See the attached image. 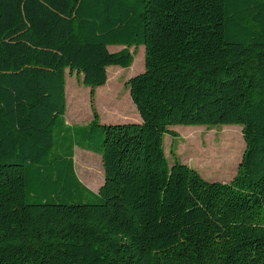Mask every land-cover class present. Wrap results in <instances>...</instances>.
Listing matches in <instances>:
<instances>
[{
  "label": "trees",
  "instance_id": "trees-1",
  "mask_svg": "<svg viewBox=\"0 0 264 264\" xmlns=\"http://www.w3.org/2000/svg\"><path fill=\"white\" fill-rule=\"evenodd\" d=\"M141 46V122L69 127L67 72L103 87ZM226 125L230 183L170 164L171 127ZM0 264H264V0H0Z\"/></svg>",
  "mask_w": 264,
  "mask_h": 264
},
{
  "label": "rangeland",
  "instance_id": "rangeland-1",
  "mask_svg": "<svg viewBox=\"0 0 264 264\" xmlns=\"http://www.w3.org/2000/svg\"><path fill=\"white\" fill-rule=\"evenodd\" d=\"M122 49L119 46L109 48L112 53ZM130 52L134 56L132 66L125 69L109 67L108 81L103 87H89L83 83L82 75L78 76L76 71L67 72L65 123L69 127L87 126L95 115L102 125L141 122L131 99L128 81L145 71V48H132ZM170 130L177 135L166 134L164 138L171 165L180 161L197 170L209 182L230 183L236 177L246 149L241 126H173ZM75 167L79 180L90 190L98 192L105 180L101 155L76 147Z\"/></svg>",
  "mask_w": 264,
  "mask_h": 264
},
{
  "label": "crops",
  "instance_id": "crops-1",
  "mask_svg": "<svg viewBox=\"0 0 264 264\" xmlns=\"http://www.w3.org/2000/svg\"><path fill=\"white\" fill-rule=\"evenodd\" d=\"M104 182H105V180H104ZM102 186H103V185H102ZM102 186H101V187H102ZM101 187H100V188H101Z\"/></svg>",
  "mask_w": 264,
  "mask_h": 264
}]
</instances>
